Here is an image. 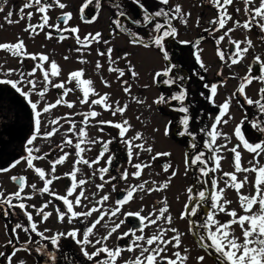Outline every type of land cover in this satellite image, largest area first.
I'll use <instances>...</instances> for the list:
<instances>
[{
  "label": "snow or ice",
  "instance_id": "6c2138e0",
  "mask_svg": "<svg viewBox=\"0 0 264 264\" xmlns=\"http://www.w3.org/2000/svg\"><path fill=\"white\" fill-rule=\"evenodd\" d=\"M3 2L6 4L7 0H3ZM129 2L139 9L140 17L133 19L128 15L124 0H84V3L79 8L80 19L85 23H94L106 3L114 12V18L111 22L115 27L110 35L123 33L128 36L129 43L132 46H139L145 49L155 48L159 51L165 63L160 70L155 71L153 82L162 83L170 88L173 85H177L181 90L173 92L168 97L162 93L153 103L157 105H171L172 101H176L180 105L179 107L172 108L173 111L183 114L179 119V124L183 130L178 131L177 134L181 137H190L189 146L195 149L197 148L196 136L189 130L192 121L190 106L185 104L189 93L182 86V82L191 77H185L180 74L182 66L173 62V55L167 47V41L170 38L172 40L178 38V29L174 26L173 21H179L181 24L187 26L191 13L185 12L183 6L179 3L168 7L170 0H156V3L160 5L156 10H149L143 3V0H129ZM207 2L216 9L217 16L209 21V24L215 27L206 28L204 31L214 34L223 30V34L215 39V43L218 46L217 54L221 61L225 60V53L219 49V45L227 37L229 44L234 46V51L229 54L230 63L228 67L231 68L233 65H237L244 60L246 54L255 47L253 41L248 37H245L243 40L232 39L230 36L232 32L239 28L251 32L255 28L258 30L260 41L264 43V0H258V3L257 0H243L245 5L243 11L246 17L243 22L239 20L233 21V16L228 12V7L233 5L234 0H207ZM57 7L64 10L68 5L62 2V0H25V3L19 9L18 20L13 21L11 17L14 15V12L9 11L5 16V22L13 24L27 19L29 23L24 28V31L28 32L30 37L39 35V32L48 28L50 30L46 32V39H52L53 32H55L59 34L56 37L58 42L68 39L69 36L65 35V33H70L79 45L75 49L80 54L78 62L81 64L89 63V61L83 58L85 49H90L92 43H101L102 34L100 32L95 33V35L89 33L81 40L78 35V26H69V22L72 19L71 12L62 11L61 15L56 18V23L49 24L51 17L48 13ZM89 7L93 9V15L91 17H88L85 12ZM33 8L36 13L40 14V22L35 25L31 23L34 13L29 11L25 15V9ZM240 11V8H235L236 13ZM3 12L4 7L0 6V13ZM229 22L233 23V27H227ZM61 24L64 25L63 28ZM199 24L200 20L198 18L196 25L199 26ZM133 25L135 26V30L131 27ZM140 28H144L150 33L148 39H145L140 34ZM102 42L105 45L110 43L109 40H103ZM178 42L182 45H192L194 48L193 56L195 62L199 65L200 69L207 71V67L200 55L202 49L199 47V41L181 40ZM242 45L244 46L242 47ZM0 51H4L12 57L18 58L20 65H23L25 60L30 59L33 61V66L30 70H26L23 67L4 70V65L0 64V72H2L4 77H11L12 75H16L17 77V79L0 78V85L10 86L15 90L16 93L25 99L33 113V133L26 141V155L15 159L7 167L0 168V173L10 172L23 162L26 164L27 169L34 170L43 182V186L38 188L35 183L28 184L26 176L13 175L10 177V180L17 185V190L7 194L3 190H0V215L8 218L12 215H17L16 210L19 209L20 213L26 218V225L22 222H16L14 227H12V237L18 241L17 230L29 234V239L25 244L35 243L36 247L34 251L42 256L45 264H118V261L122 259V255L125 252L138 254L134 258L123 259L122 264H187L190 258V249L183 247L182 238L185 233L181 232L177 227L172 226L173 217L170 214V206L166 198L157 201L156 205L153 206L147 215H142L144 212L143 207L136 212L122 211L125 205L133 201L137 192L151 195L152 193L168 189L172 178L178 174L176 170L170 172V169H172L170 163L162 165V171L164 173L170 172L163 184L157 185L155 180H144L136 185H129L124 190L125 195L121 199L116 200L115 207L106 208L104 206L105 202L110 199L109 194H104L99 199H96L97 193H92L91 199L86 195L85 185L94 183L92 178L97 176L101 181V183L95 184L97 192H102L106 184L112 183L117 179L122 181L129 179V170L127 167L117 165L113 168L116 155L111 151L110 145L114 142H119L124 146L127 158L126 163L135 170L131 172L132 178L139 180L144 169L152 167L151 162L133 163V159L138 158L142 152H153L152 146L144 139L143 133L136 132L135 135L128 137L127 133L132 130V125L128 119H123L119 122L113 120H96L102 113L94 110L92 107L99 106L104 111L110 112L113 117L118 114L123 117L128 109V105L124 104L121 106L119 100L114 103H109V93L100 95L92 87L93 81L90 79H82L84 76L83 68L69 72L66 81L61 80L59 83H54L53 78L59 77L62 71L58 63L55 60H50L47 54L28 53L23 39L19 37L15 43H0ZM113 51L114 49L112 47H107L105 51L97 49V55L107 58L109 63L108 71L117 73V80L122 82L124 93L135 103L144 104V100L136 96H131V84L129 81L121 80L126 73L130 74L131 78H138L139 76V73L135 71V66L128 59L132 53L124 52L121 57L117 58V60L123 59L126 62V68L121 69L119 67H113V65L117 64V60L112 59ZM64 59L68 60L69 57L64 56ZM254 64L258 66L256 72H254L253 65L250 64L236 92L232 93V96L225 99L222 104H215V97L218 93L217 84L213 83L209 85L208 83H204L203 86L209 90V94L205 96L203 92L200 93L201 97H204L210 104L219 109L214 122L211 124L210 130L207 126L199 129L208 138L204 140L203 147L210 153H213L211 159L214 167L208 168V161L205 159L204 151H197L191 159L185 153V175L189 167L198 166L199 176L197 177V181L200 182V177H207L210 172L220 170L221 160L224 159V156L216 155V153H220L223 149L233 154L234 172H223L221 177L213 178L211 180L213 191L210 196L205 191H199L196 207L188 208V205L185 204V210L180 214L179 219L181 220H185L186 217L189 218V231L192 232L194 240L198 242L199 247L205 253L195 258L197 264H204L206 257H210L214 261V264H264V164L260 163V159L264 158V120L259 119L256 115L258 113L264 116V87L259 89L258 98L255 100L249 98L245 91L253 81L264 85V59H262L261 55L254 56ZM102 67V63L97 60L95 64L96 72L99 73ZM38 71L41 73L42 79L36 78ZM221 74V72L217 73V75ZM191 75L201 81L205 79L199 71H193ZM100 79L105 87H111L103 76ZM73 83H75V88L66 86L67 84ZM223 83L221 81V85ZM50 87L60 90L59 98L54 103L45 102V97ZM76 90L82 93V97L79 98V103L81 105L88 104L89 110L87 112L65 114V116L56 119H49L47 120V125L52 127L50 130L42 132V117L44 114H50L59 105H65L69 109L75 107V101L69 102L65 98L69 93ZM237 93L244 97L245 103L248 106H255L256 108V113L252 117L245 116V121H249L250 123L249 130L253 133V136L248 137L246 133L242 132L241 125L244 124V121H241V125H237L234 130L235 137L239 143L228 147L231 138L227 133L220 131L218 126L221 124L227 125L229 120L232 119L229 115V110L232 98ZM33 95L37 97L35 101L31 98ZM90 96H97L98 98L90 100ZM72 116L82 117L80 121L82 127L77 128L76 122L71 118ZM225 116L228 119H224ZM137 119L139 120L140 117L137 116ZM61 120H64L69 125L64 139L60 144L56 145V149L62 154L57 158L48 160L50 170L46 172L41 167L35 166L34 161L48 158L52 155V151L39 154L41 149L39 147H33V145L38 138L48 140L58 134L63 127ZM90 120H96L97 125H107L118 130L117 135L107 141L100 138H90L87 131ZM171 125L172 121H168L165 125V136L169 135ZM98 130L103 132L104 128L100 127ZM154 131H159V129H154ZM68 133L75 135L76 142L68 137ZM221 137L225 143L217 145V140ZM96 144L101 145L99 154L92 160L85 158L83 154L92 149L91 147L86 148L84 145L91 146ZM241 145L244 150L253 154L252 159L248 161L251 167L242 166V153L238 150ZM66 146H72L76 159L73 162L71 171L64 173L63 176H59L56 175L57 166L63 165L70 155L69 152L64 150ZM105 156H107V159L105 160L104 166L94 167L95 165H99L100 161L105 159ZM161 156L170 157L171 153L157 152L151 156V160L155 161ZM79 165H84L92 169L91 178L78 179V174L81 172L80 167H78ZM113 171L117 175H112L111 173ZM240 173L245 174L242 179H238L237 174ZM247 173L255 174V182L252 184L253 194H243L241 191L249 183ZM65 177L70 180V183L66 188L65 194L59 195L51 189V186L54 181ZM219 180L223 181L225 187H219ZM27 189H31V192L26 191ZM226 189H234L236 191L239 198V206L243 214H238L236 209L229 210L228 206L232 201L224 197ZM112 190H116L115 184H112ZM187 191L191 193L192 189L189 188ZM37 194H47L55 198V200L60 201L61 204L55 208L57 222L63 224L67 219V223L73 225V227L66 231H57L54 234L45 235V233L51 230L44 228L41 231L39 224L47 222L53 215L52 212L46 211L49 205L52 204V200L43 202L39 207L26 203V201L34 199ZM139 198L143 200L144 195H141ZM188 199L189 201H193L194 198L189 195ZM209 199L211 201L210 210L204 213L202 221L199 224L192 221L190 217H198V209ZM93 200H95V203H92ZM14 201L16 202L14 203ZM29 207L35 209V215L40 217L39 222L34 220L33 213L28 211ZM78 208L84 210L77 211L76 209ZM94 214L97 215L93 220L91 218ZM221 214L226 215L229 219L222 222L218 219ZM119 216H123L124 218L116 222L113 218H118ZM129 218H134L137 223L126 231L119 232L121 226ZM109 221H111V224ZM76 223L80 227H76ZM98 226L104 229V233L97 237ZM152 226H155L156 230L151 235H148L146 230ZM233 226H239L242 239L235 234ZM33 233L39 239L33 241L31 235ZM114 234H116L115 238L117 241H126V243L124 245L118 243L113 247H109L107 242ZM69 239L78 247L79 257H76L70 250L66 249L61 251L63 247L61 241ZM43 241H47L48 243L45 244ZM13 244L14 239L10 238L7 241V246L11 247ZM89 247L93 251L89 252ZM21 250L28 253L33 251V249L28 247L23 249L13 247L10 255H5V253L0 252V257H3L6 264H13V258L17 257V254ZM57 253H60V255L58 256ZM17 264H25V261L18 260Z\"/></svg>",
  "mask_w": 264,
  "mask_h": 264
},
{
  "label": "flooded vegetation",
  "instance_id": "af4514ba",
  "mask_svg": "<svg viewBox=\"0 0 264 264\" xmlns=\"http://www.w3.org/2000/svg\"><path fill=\"white\" fill-rule=\"evenodd\" d=\"M62 2L66 3L68 7L64 10L57 8H53L49 11L48 15L51 17L49 20V24H55L56 18L61 15V12H71L72 19L69 22V26H78L79 28V37L83 40L87 34L91 33L95 35V33L100 32L102 34V41L109 40L110 43L105 45L102 41L101 43H92L91 48L87 49L93 55H97V49L101 51H105L107 47H112L114 49L112 54V59L117 60L118 57H121L124 52L132 53L128 57L131 60L132 64L135 66V71L139 73L138 78H131L130 74L126 73V75L121 78V80H128L131 84V96L139 97L140 99L144 100V104H137L130 99L128 95H126L123 91V85L121 81L117 80V73L109 72V63L106 57H100L102 59L101 63L103 65L102 69L99 73L95 70V64L93 63L89 69L91 71L87 75L89 79L93 81L92 87L94 90L103 95L105 93L110 94L109 103H114L115 101L119 100L121 106L124 104L128 105V109L124 116H120L119 114L113 117L110 112L104 111L99 106H92L94 110L101 112L102 114L96 118V120H113V121H121L123 119H128L132 125V130L127 133L128 137L135 135L136 132L143 133V137L148 144L152 146L153 152H142L138 158L133 159V163H140V162H151L152 168L153 166H157L162 169V165L165 163H170L172 165V170L177 171V175L175 179L181 176L184 181L188 184V189L191 188L192 192L188 195L193 196V201H190L188 208L196 207V200L198 199L199 193V182L197 181V177L199 176L198 173V166H191L189 167L187 174L185 175V153L188 154L189 159H191L197 151H204L205 152V159L208 161V168L214 167L212 162V155L207 149L203 147L204 140L208 139L204 133L199 131L200 128L207 126L210 130L211 124L214 122L215 116L218 114L219 109L208 102L207 99L201 97L200 93L203 92L205 96L209 94V90L204 88V83H208L209 85L215 83L218 85V93L215 97V104L219 105L224 102L229 96H232V93L236 92L239 84L242 82V78L246 75L248 66L251 64L253 65L254 72L258 66L254 64V56L261 55L262 59H264V43H262L259 39L258 30L253 28L251 32L245 31L242 28L237 29L236 31L230 34L232 39L235 40H243L245 37L250 38L253 41L255 47L250 50L248 54H246L245 59L242 60L239 64L233 65L231 68L228 67L230 63L229 54L234 51V46L229 44L228 38L226 37L223 42L219 45V49L225 53V60L221 61L217 54V45L215 43V39L223 34V30L216 33L205 32L204 29L206 28H213L214 25H210L209 21L213 20L217 16L216 9L207 2V0H170L171 7L176 3H179L183 6V10L185 12H190L191 15L189 17V23L187 26L181 24L179 21H173L174 26L178 29V38L176 40H172L171 38L167 41V47L169 48L170 52L173 55V62L180 64L182 67L180 69V74L184 75L185 77H191L190 79H185L182 82V86L187 89L189 96L188 99L185 101V104L190 106V115L192 117V121L190 123V131L195 134L196 136V144L197 148L193 149L189 146L190 137L184 136L181 137L177 133L182 129V126L179 124V119L183 115L182 113H178L173 111L172 108L179 107L180 105L176 101H172L171 105H157L153 103V101L159 97L162 93L168 97L173 92H178L181 90L180 87L177 85H173L171 88L168 86L163 85L162 83H154L153 82V75L155 71H158L162 68L163 64L165 63L162 60V56L159 51L155 48H148L145 49L139 46H132L129 43V38L126 34L117 33L116 35H110L113 28L115 27L112 24V19L114 18V12L112 8H110L106 3L103 7V10L100 11L98 19L94 23H85L80 19L79 8L84 3V0H62ZM25 3V0H7L5 4L3 0H0V6L4 7V12L0 13V28L6 27V25H10L5 22V16L9 11H13L14 15L11 19L14 21L18 20L19 18V9ZM126 4L127 12L130 17L136 19L140 17L139 9L129 0H124ZM143 3L149 10H156L160 7L159 4L156 3V0H143ZM258 3V0H257ZM240 8L241 11L239 13L235 12V8ZM245 5L243 0H234L232 6L228 7V12L233 16V21L239 20L243 22L246 17L243 11ZM32 11L34 13L33 18L31 20L32 24H38L40 22V14L35 12V9H25V15L27 12ZM86 15L91 17L93 15V9L89 7L85 10ZM199 18L200 24L199 26L196 25V20ZM29 23L27 19L20 21L17 26H19L20 30L23 29V33L29 35L28 32L24 31V28ZM16 26V25H15ZM63 28L64 25L61 24ZM135 30V26H131ZM228 28L233 27V23L229 22L227 25ZM50 29L45 28L44 31L39 32V35H35L31 37L32 41L39 46H43L45 51L44 53L49 56L50 52L59 51L61 48L70 47H79L77 44L76 39L70 33H65V35L69 36L68 39L63 40L62 42H58L56 37L59 35L58 33L53 32L52 39H46V32ZM39 31V30H38ZM139 32L145 39L149 38L150 33L145 30L144 28H140ZM22 35V39L24 41V34ZM18 36V35H16ZM1 38V37H0ZM199 41V47L202 49L200 53L203 62L207 67V71L199 68V65L195 62V58L193 56L194 48L192 45H182L178 41ZM244 45H242L243 47ZM27 51L28 48L26 47ZM29 52V51H28ZM25 65L31 69L33 66V61L25 60ZM113 67H119L121 69L126 68V62L123 59L117 60V64L113 65ZM193 71H199L201 75L204 76V80L201 81L197 77L192 76ZM218 72H221V75H217ZM258 74V73H256ZM66 74L63 75V78ZM101 77L103 76L105 80L111 85V87H105L103 83L101 85L94 84V77ZM88 79V78H87ZM101 80V79H100ZM221 81H223V85H221ZM147 86V87H145ZM261 87H264L259 82L253 81L251 85L246 88V95L255 100L258 98V91ZM72 88H75L72 87ZM11 90L10 86L0 85V112H3L2 119L8 120L9 125H11L10 114L13 113V110L17 107H23L25 110L26 115L22 118V127L19 128L16 122L12 123L13 129L22 130L27 134L29 131L31 132V128L33 130V113L25 101L23 97H21L18 93L15 92L12 98L10 94L7 92ZM53 91L56 89L52 88ZM56 92V95H55ZM54 96L55 98H59V92L55 91ZM9 96H7V95ZM65 99L69 102L75 101L79 103V98L82 97V93L79 90H76L72 93H69ZM20 100H19V99ZM98 98L97 96H90V100ZM7 104V109L4 108V104ZM151 106V107H149ZM81 112H87L89 110V105L84 104L82 105ZM28 112L30 115H28ZM256 113L255 106H248L245 103L244 97L241 96L239 93L236 94L232 98L231 107L229 110V115L232 117L229 120L227 125H219L218 128L220 131L227 133L231 138V142L229 143L228 147H232L239 143L238 139L235 137L234 130L237 125H241V121H244V124L241 125L242 132L246 133L248 137H252L253 133L249 130L250 123L249 121H245V116L252 117L253 114ZM257 117L261 120H264V116L256 113ZM137 116L140 119H137ZM29 118L27 124H25V120ZM32 119V121H31ZM224 119H228L227 116ZM96 120L89 121V127H91V132H95L99 135V138L107 141L112 139L113 136L117 135L118 130L113 129L107 125H97ZM168 121H172V125L170 128L169 135H164V128ZM100 127L104 128L103 132H100L98 129ZM68 129V128H67ZM154 129H159V131H154ZM259 135V134H258ZM225 141L223 138H218L217 145L223 144ZM91 151H86V157L89 160L94 159L97 154H99L101 145H91ZM110 149L116 155V160L113 163V168L117 165H123L127 167L129 170V175L131 176V172L135 171L131 168L130 165L126 163V155L125 149L122 144L119 142H114L110 145ZM242 153L241 163L244 165L246 162L244 159L246 158L247 161L252 159V155L248 153L246 150L243 149L242 145L238 149ZM98 151V152H97ZM157 152H170V157L161 156L158 157L155 161L151 160V156L155 155ZM216 155H225L226 158L221 160V165L224 166L222 173L217 174L216 172H210L207 177H200V183L203 184V191L205 188L208 191V195L211 192L212 184L211 180L213 178H219L223 175V172H234L233 167V154L229 153L226 149H223L220 153H216ZM107 156H105L104 160L100 161L99 167L104 166L105 160ZM84 166V165H83ZM89 172H92L87 166H84ZM123 170V169H121ZM170 172L168 173L167 177L169 176ZM112 175H117L115 171L111 173ZM98 178V176L96 177ZM174 178V177H173ZM107 179V177H106ZM119 180V179H117ZM210 182V189L208 183ZM223 181L219 180V186L223 188ZM225 187V185H224ZM174 190V189H173ZM210 190V191H209ZM232 192H235L234 189H226ZM124 189H121L117 192V194ZM116 194V196H117ZM115 196V198H116ZM230 196V195H229ZM189 197V196H188ZM225 197V195H224ZM226 198V197H225ZM228 199V198H226ZM230 200V199H228ZM116 201V200H115ZM231 201V200H230ZM155 201V205H156ZM176 208H179L176 212ZM229 210L236 209L234 207L233 202L228 206ZM185 208L180 207H170V214L177 215L178 218V226L177 228L180 230L183 223L187 224V228L189 231L190 224L189 218L186 217L185 220L179 219L180 214L184 211ZM124 218V217H123ZM229 218V217H228ZM192 221H195L199 224V209H198V217L193 216ZM128 228L131 226L128 222H126ZM190 235L199 249V244L197 241L194 240V236L192 232ZM13 248V246H12Z\"/></svg>",
  "mask_w": 264,
  "mask_h": 264
},
{
  "label": "rangeland",
  "instance_id": "374dc122",
  "mask_svg": "<svg viewBox=\"0 0 264 264\" xmlns=\"http://www.w3.org/2000/svg\"><path fill=\"white\" fill-rule=\"evenodd\" d=\"M12 20L14 21V19H12ZM0 21H2V18H0ZM17 24L13 23L10 25H6V27L0 28V37H1L0 43H6V42L15 43L17 41L18 37L22 39V35L20 33H23L22 32L23 29L20 30V28H19V26H17ZM23 34H24V43H25V45L29 51V52L27 51L28 53H33V54L44 53L45 49L43 46H39V45L36 46V44L32 41L30 35H28L26 33H23ZM16 35H18V36H16ZM75 49H76L75 47H70V46L66 47L65 46V48H61L59 51L49 53L50 60H55L62 70L61 75L59 77L53 78L54 83H59L61 80L66 81L68 79V73L69 72H71L73 70H78L81 68L84 69V76L82 77V79H87V78L89 79V76L87 75V73H88V70H89V72L91 71V69H89L91 67V65L93 63H96L97 60H99L100 62L102 61V59L100 57H98L97 55H93L87 49H85L83 58L86 59L87 61H89V63L81 64L78 62V58H79L80 54L77 53L75 51ZM64 56H68L69 59L65 60ZM0 64L4 65V70H7L9 68L16 69V68H21V67H23L26 70H30V68H28L25 65V63L23 65H20L18 62V58L12 57L10 54H8L4 51H0ZM64 74H66V76L63 78ZM0 78L17 79L16 75H12L11 77H4L2 72H0ZM36 78L42 79V75L39 71L36 74ZM101 83L102 82L98 76L94 77V84L99 86V85H101ZM66 86L67 87H74L75 83L67 84ZM55 91H60V90L56 89ZM55 91H53L52 88L50 87L49 92L46 94L45 102H48V103H54L55 102V100H56V98L54 96ZM55 95H56V92H55ZM7 96H9V95H7ZM31 98L33 101H35L37 99V97L35 95H33ZM3 107L7 109V104L5 103ZM82 109H83L82 105L80 103H77V102H75V107L72 109L67 108L65 105L57 106L55 109H53L51 111L50 114H44V116L42 117V132L50 130V128L52 127L50 125H47V120L63 117V116H65V114H73V113L81 112ZM19 112H20V110H19ZM2 114H3V112H0V118L2 117ZM71 118L76 122L77 128L82 127V125L80 124V121L82 119L81 116H72ZM27 123H28V118L25 120V124H27ZM19 124L23 125L22 120L19 121ZM61 124L63 125V127L61 128V130L58 134L49 138L48 140L38 138L34 142V145H33V147H39L41 149V152L39 154H43L45 152L52 151V155H50L48 158H46L44 160L34 161L35 166L41 167L46 172L50 170V165L48 163V160L57 158L60 154H62L59 152L58 149H56V145L60 144L62 142V140L64 139L65 133H66L69 125L64 120H61ZM8 126L10 127L9 124H7V128H9ZM13 127L14 126H11V128H13ZM91 129H92L91 127H88V129H87L89 137L90 138H99V135L96 134L95 132H91ZM26 135H28V134H26ZM67 135L69 138H72L74 140V142H76L75 135H73L72 133H68ZM17 139H18V141H16L17 147L14 148L13 151H9V147H6L5 149H2L0 151V168L6 167V165H8L12 161V160H8V159L11 158V155L15 152V150H17V148H18V151H17L18 157H22V156L26 155L25 138H23L21 135H18ZM84 147L87 148L90 146L84 145ZM64 150L69 152L70 155H69L68 160L63 165L57 166L56 175H59V176H63L64 173L70 172L72 169V166H73V162L76 159L72 146H66ZM83 155L86 157V152ZM223 156L225 159L226 156L225 155H223ZM244 160L246 162H244V165H242V166L243 167H251V165L248 164L247 159L245 158ZM260 163L264 164V158L260 159ZM78 167H80V169H81V172L78 174V179L79 178H86V179L91 178V172H89L83 165H79ZM94 167H99V165H95ZM223 168H224V166L221 165V169L218 170L217 174L222 173ZM13 175H24L27 178L28 184L35 183V184H37L38 188L43 186V182L39 179L38 175L34 172V170L27 169L26 164L22 162L16 168L12 169L10 172L0 173V190H3L5 192V194L12 193V192H15L17 190L10 182V177ZM167 175H168V173H164L161 168H159L157 166H153V168L151 167V168L144 169L142 176L140 177L139 180L134 179L129 175V179L127 181L116 180V181H113L112 183L106 184L102 192H97V189L95 188V184L101 183L99 178L95 177V178H92L94 180V183H90L88 185H85L86 195H88L91 199L92 193H97L96 199H99L100 196H102L104 194H109L110 199H109V201L105 202L104 206L106 208L115 207L116 206L115 196L119 190H121V189L125 190L126 188H128L129 185H136L138 183L143 182L144 180H149V181L155 180L157 182V185H160L166 181ZM237 175H238V179H242L243 175H245V174L240 173ZM246 175H248L249 183L247 185H245V187L241 191L243 194H253L254 190L252 188V184H254V182H255V174L254 173H247ZM69 183H70V180L67 177H65V178H62L58 181H54L53 185L51 186V189L59 195H64L66 192V188L68 187ZM112 184L116 185L115 191L112 190ZM208 185H209V189H210V182L208 183ZM222 187H224V185ZM187 189H188V184L184 181V179L181 176H179L177 179H175V177H174L171 180V184H170L169 188L164 190V191L155 192V193H152L151 195H146V194H142V193L137 192L134 196L133 201L130 202L128 205H125L122 208V211H124V212H127V211L136 212V211H139L141 207H143L144 212L142 213V215H147L148 212L151 211L153 206L155 205L154 202L162 200L163 198L167 199V203L170 207H176L177 206L180 208H185V204L189 205V203H190V201L188 199L189 193H188ZM26 191L31 192V189H27ZM199 191H203L202 182L201 183L199 182ZM212 191H213V189H211L209 196L212 193ZM141 195H144L143 200H140V198H139ZM224 195L226 198L230 199L233 202V205H234V207H236L238 214H243V212L239 206V198H238L236 191L232 192V191L226 190ZM50 199L52 200V204L49 205V207L46 209V211L52 212L53 215L49 218V220L47 222L39 224V229L41 231H43L44 228H48L51 230L50 232L45 233V235H51L57 231H66V230L70 229L71 227H73V225H69L67 223V219L65 220V222L63 224L57 222V217L55 214V208L58 205H60L61 202L55 200V198L50 197L47 194H43V195L37 194V195H35L34 199H32L30 201H26V203H28L29 205L34 204L37 207H39L43 202H46ZM15 202L16 201H14V203ZM92 203H95V200H93ZM210 204H211V201L209 199L201 208H199V223L202 221L204 213L206 211L210 210ZM76 210L81 211L84 209L78 208ZM177 210H179V208H176V212H177ZM28 211L33 213L34 220H36L37 222L40 221V217H37L35 215V209L29 207ZM16 212H17V215H12L8 218H5L2 215H0V252L5 253V255H10L11 251H12V246L11 247L7 246V241L10 238L14 239L13 247H19V246H22V247L26 246L27 247V244H25V242L29 239V234H26L21 230H17L18 231V238H19L18 241H16L15 238L12 237L11 229H12V227H14L15 223L16 222L24 223L26 221V218L23 216V214L22 215L19 214V210H16ZM96 215L97 214H94L91 219L94 220L96 218ZM172 217H173V225L172 226L177 227L178 226L177 215H172ZM113 219L116 220V222H119V219H123V216H119L118 218H113ZM218 219H220L223 222L229 218L226 215L221 214L218 217ZM109 223L111 224V221H109ZM6 225H7V227H5ZM75 226L80 227V225L78 223H76ZM233 227L235 230V234L238 237H241V239H242V233H241L239 226H233ZM127 229H128V226L125 223L124 225L121 226V228L119 229V232L122 233V232L126 231ZM155 230H156L155 226H152L146 230V233L148 235H151L152 232H154ZM180 231L185 233V235L182 238L183 239V247H187L190 249V258H189L187 264H197L195 258L199 255H204L205 254L204 251L200 247L198 249V247L194 243V241H193V239H192V237L188 231L186 223L182 224ZM103 233H104V229L101 228L100 226H98L97 237L99 235H102ZM115 236H116V234H114L113 237L107 242L109 247H113L118 243L121 245H124L126 243V241H117ZM64 242L69 243V244H73V242L70 239L64 240ZM43 243L47 244L48 242L43 241ZM67 245H65V246H67ZM70 248L72 249V247H70ZM32 249H33V251H31L30 253L25 252V251H20L17 254V257L13 258V264H17L18 260L25 261V264H45V262H44L45 260L42 259V256L40 254H37L34 251L35 247H33ZM88 250H89V252L93 251V249L91 247H89ZM72 252L73 253L77 252L79 254V249L76 245H73V251ZM136 254H138V253H127V252L123 253L122 259L120 261H118V264H122L123 259L134 258V256ZM0 264H6L3 257H0ZM204 264H214V261L210 257H206Z\"/></svg>",
  "mask_w": 264,
  "mask_h": 264
},
{
  "label": "trees",
  "instance_id": "16d2710c",
  "mask_svg": "<svg viewBox=\"0 0 264 264\" xmlns=\"http://www.w3.org/2000/svg\"><path fill=\"white\" fill-rule=\"evenodd\" d=\"M7 93L12 95L11 97L14 98L13 94H15V92L13 91L12 88ZM19 110H20V112H19ZM25 115H26V113H25V110H24L23 107L22 108L21 107L15 108L13 110V113L10 114L11 125H10V127L8 126L9 128H7V123L9 121V119L5 121V119L0 118V151L2 149H5L6 147H9V151H13V149L17 147L16 141H18V139H17L18 135H21L23 138H25V142L31 136V134L33 133L32 128H31V132L29 131L27 133L28 135H26L25 132L20 130V129L16 130V129L11 128L13 122H16L18 124L19 128H21L22 125L19 124V121L22 120V118ZM28 115H30L29 112H28ZM28 121H29V118H28ZM31 121H32V119H31ZM17 151H18V148H17V150H15V152L11 155V158H9L8 160L14 161L15 159L20 158V157H18V152ZM8 165H6V167ZM17 210H19V209H17ZM19 214L22 215V213H20V210H19ZM24 223L26 224V221ZM31 235L33 237V241H35L36 239H39V237H36L34 233L31 234ZM61 244L63 245L61 251H64L66 249L70 250V251H73V245H75L74 243L73 244L65 243L64 240L61 242ZM65 245H67V246H65ZM25 247L26 246H23V247L19 246V248H21V249H23ZM27 247L32 249L33 247H36V245H35V243L27 244ZM70 247H72V249ZM21 251H23V250H21ZM74 254L76 255V257H79V254L77 252H74ZM57 255L59 256L60 253H57Z\"/></svg>",
  "mask_w": 264,
  "mask_h": 264
},
{
  "label": "water",
  "instance_id": "95a60500",
  "mask_svg": "<svg viewBox=\"0 0 264 264\" xmlns=\"http://www.w3.org/2000/svg\"><path fill=\"white\" fill-rule=\"evenodd\" d=\"M10 182H11V183L17 188V185H16L14 182H12L11 180H10ZM205 193L208 195V191H207L206 188H205ZM124 195H125V192H124V191L119 192V193L117 194L115 200L121 199ZM190 219L192 220V217H190ZM127 222L129 223V225H130L131 227H132L135 223H137V221H136L134 218H129Z\"/></svg>",
  "mask_w": 264,
  "mask_h": 264
}]
</instances>
